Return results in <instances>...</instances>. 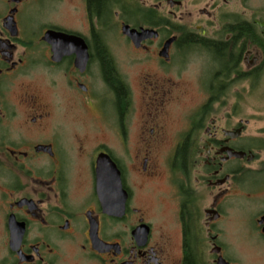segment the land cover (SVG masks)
<instances>
[{
    "label": "flooded vegetation",
    "instance_id": "obj_1",
    "mask_svg": "<svg viewBox=\"0 0 264 264\" xmlns=\"http://www.w3.org/2000/svg\"><path fill=\"white\" fill-rule=\"evenodd\" d=\"M50 1L0 0V264H264V0Z\"/></svg>",
    "mask_w": 264,
    "mask_h": 264
},
{
    "label": "rangeland",
    "instance_id": "obj_2",
    "mask_svg": "<svg viewBox=\"0 0 264 264\" xmlns=\"http://www.w3.org/2000/svg\"><path fill=\"white\" fill-rule=\"evenodd\" d=\"M51 6H52V10L50 8V15L52 16L55 11L59 10L61 7H64V5L59 2H57L56 0H51ZM67 5L66 4V8H67ZM1 6H3V4L1 3ZM35 17V15L33 16ZM121 64V72H122V75L124 77L125 80L128 81V79L133 76V77H136V74H134L133 72H130V74L127 73L128 70H125V64H126V59H125V53L123 51H121V53L119 54V65ZM134 97L137 99L138 98V89L136 90V87H134ZM260 103H263L264 104V101H259ZM193 103V101L190 100V96H189V90H188V94L185 95V97L180 100L177 104H173L172 108H171V115L175 118H179L181 115H185L187 113H189V109H190V106L191 104ZM64 118V117H63ZM66 119V121H63V129L64 130H72V129H94V128H97L96 125H99L101 126V122L99 121V119L96 117L95 119V126H90V127H85L84 124L85 122L83 120H76L74 117L73 118H69V117H65L64 120ZM86 121H89L91 120L90 118H87L85 119Z\"/></svg>",
    "mask_w": 264,
    "mask_h": 264
},
{
    "label": "trees",
    "instance_id": "obj_3",
    "mask_svg": "<svg viewBox=\"0 0 264 264\" xmlns=\"http://www.w3.org/2000/svg\"><path fill=\"white\" fill-rule=\"evenodd\" d=\"M115 86H116V92H117L118 94H121V97L124 98V92H125V90H124V87H123V85L120 83L119 80L115 82Z\"/></svg>",
    "mask_w": 264,
    "mask_h": 264
},
{
    "label": "water",
    "instance_id": "obj_4",
    "mask_svg": "<svg viewBox=\"0 0 264 264\" xmlns=\"http://www.w3.org/2000/svg\"><path fill=\"white\" fill-rule=\"evenodd\" d=\"M61 34H57L55 32H49L47 33V37H46V40H50V38L54 37V38H58L60 37ZM103 162L102 159L99 160V163L101 164Z\"/></svg>",
    "mask_w": 264,
    "mask_h": 264
}]
</instances>
